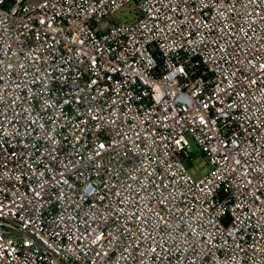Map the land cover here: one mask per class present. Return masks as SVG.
I'll return each instance as SVG.
<instances>
[{"label":"built area","instance_id":"obj_1","mask_svg":"<svg viewBox=\"0 0 264 264\" xmlns=\"http://www.w3.org/2000/svg\"><path fill=\"white\" fill-rule=\"evenodd\" d=\"M130 3L0 0V264H264V0Z\"/></svg>","mask_w":264,"mask_h":264},{"label":"rangeland","instance_id":"obj_2","mask_svg":"<svg viewBox=\"0 0 264 264\" xmlns=\"http://www.w3.org/2000/svg\"><path fill=\"white\" fill-rule=\"evenodd\" d=\"M140 0H131V3L121 12H118L115 15V18L120 20L121 22L131 21L134 18L136 13V5ZM103 23H108L105 20ZM192 150L195 154V160L192 161V168L190 169V173L192 174L193 178L199 179L203 177L209 170V167L206 165L204 161L200 158L201 154L200 151L196 148V146L191 142Z\"/></svg>","mask_w":264,"mask_h":264}]
</instances>
